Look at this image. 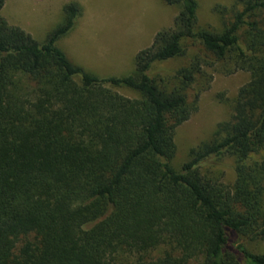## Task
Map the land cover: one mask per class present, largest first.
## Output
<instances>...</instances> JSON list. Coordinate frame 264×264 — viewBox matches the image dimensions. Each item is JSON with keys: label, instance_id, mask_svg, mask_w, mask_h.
<instances>
[{"label": "trees", "instance_id": "obj_1", "mask_svg": "<svg viewBox=\"0 0 264 264\" xmlns=\"http://www.w3.org/2000/svg\"><path fill=\"white\" fill-rule=\"evenodd\" d=\"M164 2L173 25L108 77L57 45L76 2L43 42L0 13V264H264L245 243L264 244V0H235L219 31L197 24V0ZM215 62L250 79L177 169L175 129ZM222 156L230 186L209 169Z\"/></svg>", "mask_w": 264, "mask_h": 264}, {"label": "rangeland", "instance_id": "obj_2", "mask_svg": "<svg viewBox=\"0 0 264 264\" xmlns=\"http://www.w3.org/2000/svg\"><path fill=\"white\" fill-rule=\"evenodd\" d=\"M74 1L80 6L73 29L57 45L74 63L99 77L127 75L133 70L135 54L149 46L156 32L173 25L177 6L164 0H5L0 13L11 25L43 42L62 21L63 7ZM235 0H197V24L219 31L225 18H229ZM198 49L189 47L186 56L164 62V70L175 69L188 62ZM206 77L198 78L189 91H199L195 108L186 121L177 126L174 134L173 165L179 169L187 161L188 152L208 140L217 124L229 118L238 89L250 79L246 70L229 72L227 65L215 62L204 67ZM112 90L135 97L137 93L126 87ZM209 169L232 185L234 162L222 156L211 162ZM245 242V241H244ZM251 250H264L262 243H247Z\"/></svg>", "mask_w": 264, "mask_h": 264}]
</instances>
